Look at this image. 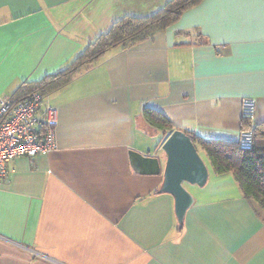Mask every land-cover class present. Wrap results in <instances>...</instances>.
I'll list each match as a JSON object with an SVG mask.
<instances>
[{
	"label": "crops",
	"instance_id": "0c3cea01",
	"mask_svg": "<svg viewBox=\"0 0 264 264\" xmlns=\"http://www.w3.org/2000/svg\"><path fill=\"white\" fill-rule=\"evenodd\" d=\"M170 0H0V96L23 97L124 18ZM57 148L11 161L0 187V264H264V220L234 175L185 185L183 225L160 193L173 131L237 143L244 98L264 124V10L202 0L130 49L115 48L48 93ZM139 155L152 158L143 166ZM158 162V163H157Z\"/></svg>",
	"mask_w": 264,
	"mask_h": 264
},
{
	"label": "trees",
	"instance_id": "16d2710c",
	"mask_svg": "<svg viewBox=\"0 0 264 264\" xmlns=\"http://www.w3.org/2000/svg\"><path fill=\"white\" fill-rule=\"evenodd\" d=\"M201 1L170 0L163 10L152 17L122 19L115 23L108 33L89 44L65 70L48 77L37 88L28 91L25 96L14 97V99L21 100L35 92L48 95L50 91L70 82L78 71L94 64L110 50L133 48L164 31L177 22L185 11ZM144 118L151 127L157 130L169 134L173 132L171 121L157 110L145 109ZM249 128L250 124L247 121L243 130ZM191 139L196 147L198 144L207 154L215 174L222 176L232 173L234 175L243 196L264 220V124L254 125V144L249 151L241 150L238 142L204 140L193 136Z\"/></svg>",
	"mask_w": 264,
	"mask_h": 264
},
{
	"label": "built area",
	"instance_id": "2783aa9c",
	"mask_svg": "<svg viewBox=\"0 0 264 264\" xmlns=\"http://www.w3.org/2000/svg\"><path fill=\"white\" fill-rule=\"evenodd\" d=\"M257 101L244 98L242 118L250 128L242 130L238 145L249 151L254 144V122ZM58 113L48 96L35 92L21 100L0 96V187L9 177L8 164L18 158L47 155L57 148Z\"/></svg>",
	"mask_w": 264,
	"mask_h": 264
},
{
	"label": "water",
	"instance_id": "95a60500",
	"mask_svg": "<svg viewBox=\"0 0 264 264\" xmlns=\"http://www.w3.org/2000/svg\"><path fill=\"white\" fill-rule=\"evenodd\" d=\"M161 150L167 160L160 193L174 197L176 216L183 225L186 213L194 203V198L185 185L203 187L208 181L209 171L191 136L183 131H173ZM139 160L145 167L154 162L152 158L141 155Z\"/></svg>",
	"mask_w": 264,
	"mask_h": 264
},
{
	"label": "snow or ice",
	"instance_id": "6c2138e0",
	"mask_svg": "<svg viewBox=\"0 0 264 264\" xmlns=\"http://www.w3.org/2000/svg\"><path fill=\"white\" fill-rule=\"evenodd\" d=\"M235 2L247 5V6H256L259 5L262 10H264V0H235Z\"/></svg>",
	"mask_w": 264,
	"mask_h": 264
}]
</instances>
